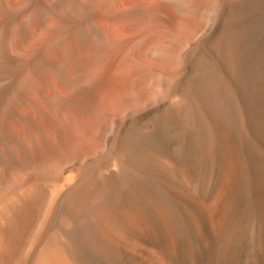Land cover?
<instances>
[{
	"label": "bare ground",
	"instance_id": "bare-ground-1",
	"mask_svg": "<svg viewBox=\"0 0 264 264\" xmlns=\"http://www.w3.org/2000/svg\"><path fill=\"white\" fill-rule=\"evenodd\" d=\"M0 264H264V0H0Z\"/></svg>",
	"mask_w": 264,
	"mask_h": 264
}]
</instances>
